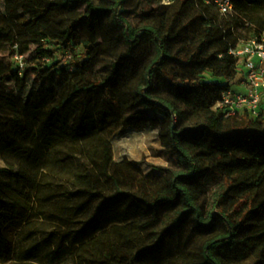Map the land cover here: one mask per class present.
Wrapping results in <instances>:
<instances>
[{
    "label": "trees",
    "instance_id": "16d2710c",
    "mask_svg": "<svg viewBox=\"0 0 264 264\" xmlns=\"http://www.w3.org/2000/svg\"><path fill=\"white\" fill-rule=\"evenodd\" d=\"M232 1L233 12L222 15L205 0H176L169 6L163 5V0H138L136 11L141 26L133 30L124 17L128 0H5L2 17L10 23L0 26V33L9 36L13 43H16V35L20 36L22 52L49 39L57 47L74 53L76 28L85 22L90 37L84 42L85 55L75 63V73L84 76L86 92L103 91L118 117L119 101L109 86L123 62L142 42L154 44L156 56L148 69V87L143 99L170 125L168 133L161 137L167 142L175 163L183 167L170 177L167 188L172 197L158 200L179 208L178 217L163 230V235L171 233L186 216H192L196 229L204 234L214 230L219 222L224 227L200 244L202 261L195 264H241L253 256L258 258L256 264H264V115L225 120L213 111L223 91L238 76V60L231 51L240 41L258 38L264 33V0ZM73 7L85 11H80L75 20L57 21L59 11L69 13ZM107 15L113 16L116 29L124 30L129 52L113 62L102 79H91L89 69L99 63L104 53L98 27L101 18ZM15 27L19 28L18 33ZM45 52L44 49L39 51L40 54ZM30 72L28 70L27 75ZM34 72L69 75L68 67H60L57 63L50 69ZM205 74L221 78L226 84L205 82ZM14 77L11 67L0 65V111L3 108L2 82ZM155 78L161 83L157 88L153 83ZM55 101L53 90L49 89L42 98L38 95L34 101L27 102L34 104L36 114L48 109L44 127L47 122L55 121L56 111L65 103L54 106ZM91 111L86 102L77 119L75 135L84 131L88 121L94 119ZM5 129L0 115V133ZM184 139L196 144L205 141L208 149L187 151L182 143ZM2 151L6 148L0 147V154ZM104 155L101 168L108 172L112 159L110 153ZM68 165L74 168L71 160ZM6 173L12 175L10 170H0V255L6 260L12 257L13 246L4 235V229L15 224L24 226V240L31 246L26 257H37L39 264H57L67 257H72L76 264H150L142 247L144 242L139 239L140 233H129V227L119 226V219L109 215L104 205L87 221L78 222L82 226L76 228L75 219L88 212L90 201L95 198L93 192L101 193L104 187L100 176L92 169L69 170L72 180L68 183L78 188L74 197L64 191L52 192L44 198L35 192L34 196L35 180L27 173L20 172L16 187L11 177L6 179ZM206 180L219 186L213 192L208 219L197 206L200 197L194 191V186H203ZM60 187L65 188L62 184ZM4 189L15 193L17 199L4 198L1 192ZM37 197L39 202L31 205ZM83 197L88 201L78 207L74 205L75 199ZM111 227L120 233L128 231L114 239L109 236ZM48 228L59 232L48 234Z\"/></svg>",
    "mask_w": 264,
    "mask_h": 264
},
{
    "label": "rangeland",
    "instance_id": "374dc122",
    "mask_svg": "<svg viewBox=\"0 0 264 264\" xmlns=\"http://www.w3.org/2000/svg\"><path fill=\"white\" fill-rule=\"evenodd\" d=\"M137 1L128 0L124 14L129 28L133 30L141 26V18L136 11ZM215 1L205 0V3L214 6L220 14L227 15L220 12ZM175 2L163 0L162 4L169 6ZM5 9V0H0V26L10 23L2 17ZM80 11L85 9L73 7L69 13L59 11L56 19L72 21ZM76 29L77 46L74 53L57 47L49 39H43L41 44L32 45L29 51L22 52L20 36L16 35V43H13L9 36L0 33V65L11 67L15 73L14 78H6L1 85L3 108L0 115L6 129L0 133V147H5L6 151L0 154V170L12 171V175L6 173L5 177H11L15 187L20 172L27 173L35 180L32 195L35 196L36 192L40 198H44L52 192L62 191L74 197L78 188L68 183L72 180L69 170L84 172L86 168L92 169L100 176L104 187L101 193L93 192L95 198L90 201L88 212L75 219L77 229L82 226L78 222L87 221L104 205L103 209L109 215L119 219V226L129 227V233H140L139 239L144 242L142 247L150 264L200 263V244L217 235L224 227L219 222L214 230L204 234L196 229L193 217L186 216L171 233L163 235V230L178 217L179 208L165 202L159 203L158 200L172 197L167 188L170 177L183 167L175 163L167 142L161 137L168 133L170 125L162 114L150 109L143 99L145 88L148 87V69L156 56L154 44L142 42L131 57L123 62L109 86L119 101L118 117L110 108L103 91L92 89L86 92L84 76L75 73V63L85 55L84 42L90 37L85 22H81ZM14 31L18 33L19 28L15 27ZM98 32L104 53L99 63L89 69L88 77L91 79H102L111 64L129 52L124 30L115 28L112 15L101 18ZM43 49L45 54H40L39 51ZM55 63L60 67H68L69 75H38L34 72L36 69H50ZM28 70L31 72L27 75ZM203 80L226 84L223 79L213 78L209 74H205ZM153 83L155 88L161 84L157 78L153 79ZM233 88L238 90L236 85ZM49 89L53 90L56 97L54 106L65 103L61 110L56 111L55 121L47 122V127H44L48 109L36 114L34 104L27 102L29 99L34 101L38 95L42 98ZM86 102L92 109L94 119L88 121L84 131L75 135L77 119L83 113ZM213 111L217 113L214 108ZM182 143L187 151L208 149L205 141L196 144L184 139ZM104 153H110L112 159L108 172H103L101 168L105 162ZM38 155L41 157L39 160ZM70 160L74 168L69 167ZM61 184L65 188L60 187ZM216 189L219 186L210 180H206L203 186H194V191L200 197L197 206L205 213L206 219ZM1 192L6 199H17L16 194L9 189ZM38 198L31 205L36 206ZM86 201L87 197L75 199L74 205L78 207ZM23 227L12 224L4 229V235L12 243L13 255L7 260L0 255V264H39L37 257H26L31 246L24 240ZM47 230L48 234L59 232L55 228ZM122 233L112 227L109 229V236L114 239H118ZM257 259L253 256L241 264H256ZM57 264L76 263L72 257H67Z\"/></svg>",
    "mask_w": 264,
    "mask_h": 264
},
{
    "label": "built area",
    "instance_id": "2783aa9c",
    "mask_svg": "<svg viewBox=\"0 0 264 264\" xmlns=\"http://www.w3.org/2000/svg\"><path fill=\"white\" fill-rule=\"evenodd\" d=\"M215 3L223 14L232 11V0H216ZM231 54L238 60V76L223 91L214 110L226 120L244 115L258 118L264 115V33L258 38L240 41Z\"/></svg>",
    "mask_w": 264,
    "mask_h": 264
},
{
    "label": "flooded vegetation",
    "instance_id": "af4514ba",
    "mask_svg": "<svg viewBox=\"0 0 264 264\" xmlns=\"http://www.w3.org/2000/svg\"><path fill=\"white\" fill-rule=\"evenodd\" d=\"M236 80V79H235ZM234 82V81H233Z\"/></svg>",
    "mask_w": 264,
    "mask_h": 264
}]
</instances>
